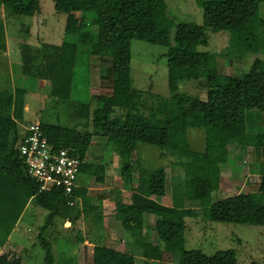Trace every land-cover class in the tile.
Masks as SVG:
<instances>
[{
	"label": "trees",
	"instance_id": "16d2710c",
	"mask_svg": "<svg viewBox=\"0 0 264 264\" xmlns=\"http://www.w3.org/2000/svg\"><path fill=\"white\" fill-rule=\"evenodd\" d=\"M49 1L55 13L65 17L61 42L59 45L20 44L18 72L30 83L45 81L48 96L65 103L71 98L77 80L83 78L81 72L86 70L88 45L93 44L108 56L110 67L101 78L109 83L114 108L123 115L111 116L108 105L89 113L83 105L81 131L62 129L58 124L43 121H39L40 129L48 134L60 132L56 136L57 146L69 147L72 156L81 161L90 140L103 138L110 152L120 159V175L126 181L131 178L129 159L137 143L160 151L171 149L182 169L180 182H173L172 205H161L147 198L164 195L163 170H140L137 178L140 191H132L129 204L115 203V220L121 229L137 232L146 216L157 218L153 227L157 245L142 246L139 256L144 259L157 261L160 250H164L179 256L181 264H236L235 252L231 249L210 255L184 249V219L264 228V206L254 203L246 194L216 200L199 213L185 209L184 203L210 197L209 164L223 163L224 146L244 138L245 114L264 109V11L261 7L264 0H192L201 10L200 24L172 20L166 13L164 0ZM38 3L39 0H0V5L29 7L32 13L38 12ZM87 26L94 28V38L81 32ZM206 31L227 34L223 53L226 57L236 61L255 57L247 73L229 78L223 84L218 81L209 68L213 56L197 50L207 46ZM2 32L0 25V51L4 50ZM133 40L165 48L169 97L149 108L144 107L142 92L130 87V42ZM180 81L200 82L204 100L177 93L176 83ZM25 91L22 84H16L12 90L0 92V248L4 247L27 203L47 212L40 227L43 232L55 218L67 223L73 221L69 217L73 204L69 206L67 202L74 203L81 191L77 187L68 196L54 188L39 191L35 181L25 175L17 152L20 140L17 123H23ZM194 129L203 135L204 146L200 151L189 148L186 139L187 131ZM253 153L259 176L257 191L264 198V133L260 128L253 136ZM78 172H84L96 182L102 181L93 164L82 163ZM40 245L43 263L53 264L48 242L41 239ZM0 264L21 262L0 254Z\"/></svg>",
	"mask_w": 264,
	"mask_h": 264
},
{
	"label": "rangeland",
	"instance_id": "374dc122",
	"mask_svg": "<svg viewBox=\"0 0 264 264\" xmlns=\"http://www.w3.org/2000/svg\"><path fill=\"white\" fill-rule=\"evenodd\" d=\"M164 3L166 13L172 20L201 23V10L192 0H164ZM39 5L41 16L33 15L31 8L19 5H12L11 12L23 17L32 14L33 31L37 30V18L45 20L44 32L51 35L48 41L60 42L63 37L64 15L55 13L49 0H39ZM261 7L264 11V6ZM75 16L79 18L80 15ZM22 21L28 22L30 17L22 18ZM81 32L94 38L92 26L84 27ZM206 36L207 46L198 47L197 50L213 56L209 68L221 84L229 78H239L247 73L254 56L245 57L241 61L232 60L223 55L227 45L225 32L206 31ZM169 37L171 40L172 33ZM1 54L0 52V92L12 90L16 84H22L26 88L23 113L27 116L23 117V123H17L18 132L34 120L58 124L66 130L75 128L81 131L80 113L83 105L89 113L101 105H108L111 116L123 115V112L114 108L109 83L101 78L107 75L106 68L110 67L108 56L95 45H88L86 70L81 72L83 78L77 80L72 88L71 98L65 103L48 96V84L45 81L34 80L30 83L20 75L15 66L7 70ZM164 54L163 47L134 40L130 42V87L142 92L145 108L155 106L159 100L169 97ZM80 71L81 68L79 73ZM176 92L195 95L200 100L205 98L203 86L196 81L176 83ZM259 128L264 133V109L246 113L242 127L244 138L224 146L226 159L223 163L209 164L210 197L197 202L186 201L185 209L199 213L216 200L238 194H246L254 203L264 206V198L257 191L259 176L253 153V136ZM186 139L192 150L203 149L204 141L200 131L188 130ZM134 150L129 159L131 178L126 181L120 175L118 156L110 152L103 138L93 137L83 163L95 165L102 181L96 182L84 172L79 174L77 186L81 188L80 195L69 211V217L73 221L67 223L55 218L41 232L40 227L44 224L47 212L27 203L4 247L0 248V254H6L9 259H17L21 264H44L40 245L42 239L49 244L53 264H181L179 256L170 255L164 250H160L157 261L139 256L144 244L157 245L153 230L157 218L146 216L142 228L133 237L130 231L121 229L115 220V203L129 204L132 191H140L137 189L140 170H163L164 195L146 196L165 206L172 205L173 182L177 184L182 178V169L171 149L160 151L137 143ZM199 221L184 219V249L200 250L206 255L231 249L235 252L236 264H264L263 227Z\"/></svg>",
	"mask_w": 264,
	"mask_h": 264
},
{
	"label": "built area",
	"instance_id": "2783aa9c",
	"mask_svg": "<svg viewBox=\"0 0 264 264\" xmlns=\"http://www.w3.org/2000/svg\"><path fill=\"white\" fill-rule=\"evenodd\" d=\"M60 133H44L39 121H33L23 127L17 152L22 159L23 170L27 177L33 179L39 191L59 189L68 196L77 188L79 167L83 163L72 156L69 147H58L56 136ZM73 202H67L72 205Z\"/></svg>",
	"mask_w": 264,
	"mask_h": 264
},
{
	"label": "crops",
	"instance_id": "0c3cea01",
	"mask_svg": "<svg viewBox=\"0 0 264 264\" xmlns=\"http://www.w3.org/2000/svg\"><path fill=\"white\" fill-rule=\"evenodd\" d=\"M11 6L0 5V25L2 26V30H3L2 44L4 45V50L0 52L2 53L1 55L3 56V61L6 69L9 70V67L15 66L16 69L18 70V65L20 63V59H19L20 44L25 43L30 46H38L40 44L59 45L61 41L58 43L57 41L55 42L48 41V38L51 37V35H49V33L44 32V23H46L45 20H42L40 17L37 18L36 21L38 22V24L35 23L37 26V30L33 31L31 27V23L33 19L32 14L24 17L21 15L18 16V14H14L11 12ZM33 15L41 16L40 5L38 12L33 13ZM26 17H30V21L23 22L22 18H26ZM24 103L26 105L25 99H24ZM26 116L27 115L24 113V117ZM152 197H156V196H152ZM129 233L131 234V237L136 235V232H129Z\"/></svg>",
	"mask_w": 264,
	"mask_h": 264
}]
</instances>
